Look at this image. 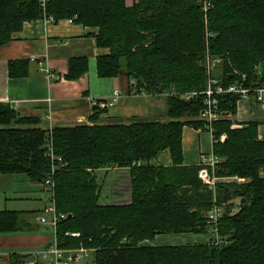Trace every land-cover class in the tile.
<instances>
[{
	"label": "trees",
	"instance_id": "1",
	"mask_svg": "<svg viewBox=\"0 0 264 264\" xmlns=\"http://www.w3.org/2000/svg\"><path fill=\"white\" fill-rule=\"evenodd\" d=\"M41 1L0 0V47L25 24L44 17L54 24L71 21L94 30L99 78L116 77L123 69L132 81L130 94L167 99L166 122L100 124L96 105L88 123L50 130L38 117L0 104V175H24L40 184L51 178L56 247L89 250L87 264H264L261 122L237 124L230 117L236 115L239 97L218 98L228 116L213 124L212 153L220 162L212 172V190L198 177V164L184 165L182 151L183 128L203 129L197 119L202 103L181 99L205 89L206 51L220 59L215 78L224 86L264 87V0H212L206 24L198 0H133L131 5L126 0H44L43 6ZM30 66L29 59L9 61L8 77L26 78ZM87 69L85 57L70 58L65 79L78 80ZM163 151L170 164H151ZM112 169L127 172L129 202L104 199L106 179L97 174ZM214 206L222 209L218 242L146 244L157 236L208 235L207 215ZM33 215L0 210V235L35 232ZM27 259L12 254L9 264Z\"/></svg>",
	"mask_w": 264,
	"mask_h": 264
},
{
	"label": "crops",
	"instance_id": "2",
	"mask_svg": "<svg viewBox=\"0 0 264 264\" xmlns=\"http://www.w3.org/2000/svg\"><path fill=\"white\" fill-rule=\"evenodd\" d=\"M131 2L133 3V0H126L127 5H131ZM92 34L94 30L66 20L53 24L47 29L41 21L25 24L22 32L15 35L11 42L0 47V104L10 106L20 115L38 117L42 128L88 123V118L96 105L98 110L105 107L107 110L103 116L99 117L100 124L166 122V96L130 94L132 81L128 79L123 69L113 78L101 79L97 76L98 51L93 46ZM32 57L41 58L51 75L46 76L40 72L37 64L31 61L28 77L21 79L8 77L7 63L9 61L30 60ZM77 57H85L88 60L87 72L78 80H67L65 79L67 62L70 58ZM116 95L118 96L113 101ZM230 119L237 124L261 122L258 127V138L264 139V108L255 106L251 99L238 101L236 115L231 116ZM182 151L184 165H197L200 155L209 154L212 151V137L205 132L184 127ZM152 164L168 166L170 164L168 152H161ZM119 171L112 169L101 172L109 176ZM122 171L127 174L125 170ZM3 177L6 176L0 175V181H3ZM24 179L29 181L26 177ZM38 190L36 192L33 189H27L26 192L13 196L11 200L22 203L21 207L7 206L11 197H4L2 201L0 195V210L33 213L30 223L37 225V230L32 233L0 235V264H9V257L12 254L26 256L28 257L26 262H28L31 260L32 253L54 243L55 239L51 234L53 228L49 225H40L37 221L46 207L47 194L43 188ZM129 198V196L125 198L126 202H129ZM120 199L123 198L119 197L117 201ZM210 236L209 234L157 236L152 242L159 245L165 240L179 245L204 244ZM146 244H151V241ZM72 264H87V261Z\"/></svg>",
	"mask_w": 264,
	"mask_h": 264
},
{
	"label": "built area",
	"instance_id": "3",
	"mask_svg": "<svg viewBox=\"0 0 264 264\" xmlns=\"http://www.w3.org/2000/svg\"><path fill=\"white\" fill-rule=\"evenodd\" d=\"M42 6L45 2L41 1ZM198 6L203 15L204 23H207V15L213 9V1L212 0H198ZM70 22V21H69ZM42 24L47 29L49 26L53 24L52 18L44 17L42 20ZM205 36L209 37L208 32H205ZM207 44V43H206ZM30 61H37V67L40 72L49 76L50 70L49 68L43 64L41 58L32 57ZM220 63L219 58H215L208 51L205 52L203 58V67L206 75V85L205 89L199 92H190L184 95H181V99L185 101H190L193 99H199L202 103V110L199 114L198 119L203 122V131L207 132L209 135L214 134L213 124L220 119L226 118L224 112L219 109L218 98L224 95H236L239 97V101L252 100L255 106L264 108V87H259L256 89H250L243 87V84H231L228 86H224L219 80L214 78V73L216 68ZM242 82H244L245 77L241 76ZM118 95L114 97V100ZM225 138L222 135L219 141H222ZM213 140V139H212ZM220 159L215 157L212 151L209 154H202L198 159V165L200 166V171L198 177L205 184L208 185L212 190L215 187L216 178L212 175L214 168L217 164H219ZM152 164V163H151ZM54 172V168L51 169V175ZM231 181L240 182L238 178H232ZM228 180V181H230ZM44 188L46 192L49 194L48 203L46 207L43 209V214L38 218V221L41 225H49L55 229L56 223L58 222V217L56 216L55 207H54V185L51 178H47L43 182ZM222 209L214 206L211 211L208 212L207 218L209 223L211 224L210 230V240L218 242L219 238L217 235V220L220 218ZM47 216V217H46ZM209 234V235H210ZM77 236V235H73ZM90 255L89 250L80 248L77 250H61L56 247L55 241L54 243L41 250H38L32 253L31 260L26 262L25 264H38L40 262L46 261V264H72L78 263L79 261L86 260Z\"/></svg>",
	"mask_w": 264,
	"mask_h": 264
},
{
	"label": "rangeland",
	"instance_id": "4",
	"mask_svg": "<svg viewBox=\"0 0 264 264\" xmlns=\"http://www.w3.org/2000/svg\"><path fill=\"white\" fill-rule=\"evenodd\" d=\"M217 74H218V71L216 70L214 75L216 76ZM98 111L101 112L100 116L101 115L103 116V114L107 112L106 107L99 109ZM230 120L234 121L233 119H230ZM23 176L24 175L6 176L7 179H6V177H3L2 178L3 181H0V195L2 197V201H3L4 197L5 198L11 197L7 206H12V207L23 206L22 203H20L19 201H12L11 199L13 198V196L15 197L16 195H19V193L26 192L27 189H33V191H36V192L39 191L38 189L42 190L40 183L29 182L26 179H24L25 176L24 177ZM97 177L99 180L103 179L104 177L106 179L104 199L110 200L109 203H116V204L126 202L125 198L129 196L128 174L123 173V171L120 170L119 172H116V173L113 172V174H110L108 176V174L104 175V173L100 171V173L97 174ZM4 194H5V196H4ZM45 197L48 198L49 194H46ZM119 197L123 198V199H120L119 201H117V199ZM104 201L105 200H103L102 202H104ZM51 230H52L51 231L52 237L54 238V236H55L54 230L53 229H51ZM209 240L210 239L208 238V241ZM147 245H152V246L158 245L159 246V244H155L153 242H151V244H147ZM160 245H178V244L176 242H173V241L165 240L162 243H160ZM90 261H91V257H88L87 262H90Z\"/></svg>",
	"mask_w": 264,
	"mask_h": 264
},
{
	"label": "bare ground",
	"instance_id": "5",
	"mask_svg": "<svg viewBox=\"0 0 264 264\" xmlns=\"http://www.w3.org/2000/svg\"><path fill=\"white\" fill-rule=\"evenodd\" d=\"M70 23H71V21H70ZM53 24H54V22H53ZM53 24H52V25H53ZM34 63L37 64V61H34ZM219 64H220V63H219ZM216 70H217V68H216ZM216 70H215V71H216ZM50 75H51V74H50ZM214 78H215V75H214ZM215 79H216V78H215ZM197 119H198V118H197ZM220 120H221V119H220ZM51 128H53V127H48V128H46V129H47V130H50ZM198 131H200V132H204L203 129H202V130L199 129ZM205 133H207V132H205ZM207 134H208V133H207ZM210 136L212 137V135H210ZM43 182H44V181H43ZM43 182L41 183V186H42V188L45 190L44 185H43ZM45 192H46V190H45ZM46 193H47V192H46ZM47 194H48V193H47ZM45 200H46V205H47V203H48V198H45ZM54 207H55V206H54ZM42 214H43V210H42ZM41 216H42V215H41ZM39 217H40V216H39ZM39 217H38V218H39ZM38 218H37V221H38ZM38 223H39V221H38ZM39 224H40V223H39ZM40 225H41V224H40ZM55 227H56V226H55ZM52 228H53V227H52ZM53 230H54V232H55V229H53ZM31 256H32V255H31ZM87 259H88V258H87ZM87 259H86V260H87ZM86 260H85V261H86Z\"/></svg>",
	"mask_w": 264,
	"mask_h": 264
}]
</instances>
